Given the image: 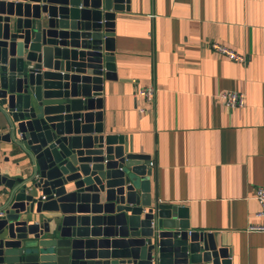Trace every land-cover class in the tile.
Returning a JSON list of instances; mask_svg holds the SVG:
<instances>
[{
    "label": "water",
    "instance_id": "1",
    "mask_svg": "<svg viewBox=\"0 0 264 264\" xmlns=\"http://www.w3.org/2000/svg\"><path fill=\"white\" fill-rule=\"evenodd\" d=\"M128 4L0 0V141L30 163L25 177L0 169V264H231L186 207L151 198L150 156L101 134ZM102 229L117 237L95 238Z\"/></svg>",
    "mask_w": 264,
    "mask_h": 264
},
{
    "label": "crops",
    "instance_id": "2",
    "mask_svg": "<svg viewBox=\"0 0 264 264\" xmlns=\"http://www.w3.org/2000/svg\"><path fill=\"white\" fill-rule=\"evenodd\" d=\"M128 5L115 12L116 78L102 82L101 134L125 135L132 152L149 155L151 198L186 207L189 229L213 233L231 264H264V232L247 229L257 221L254 189L264 186V0ZM146 85L155 89L150 103L136 95ZM222 90L243 92L244 105L225 107ZM11 149L0 141L1 172L25 177L29 159ZM94 237L117 236L102 229Z\"/></svg>",
    "mask_w": 264,
    "mask_h": 264
},
{
    "label": "built area",
    "instance_id": "3",
    "mask_svg": "<svg viewBox=\"0 0 264 264\" xmlns=\"http://www.w3.org/2000/svg\"><path fill=\"white\" fill-rule=\"evenodd\" d=\"M208 46L216 54L224 56L230 60L238 62L242 65L246 63L245 55L236 53L234 50L226 46L225 44L208 41ZM155 89L152 85H146L139 87L136 91V95L142 97L146 102H151L154 99ZM225 107L233 109L240 108L244 105V93L237 90H222L216 95ZM153 165V162H150ZM254 198L259 204V209L253 214V218L257 219L256 222L251 223L248 226L249 231H261L264 232V186H256L254 189ZM2 211L0 210V216Z\"/></svg>",
    "mask_w": 264,
    "mask_h": 264
}]
</instances>
